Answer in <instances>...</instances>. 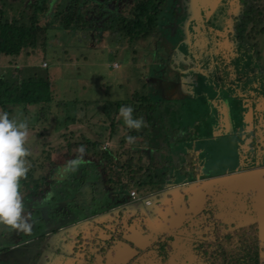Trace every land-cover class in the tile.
<instances>
[{
    "label": "rangeland",
    "instance_id": "obj_1",
    "mask_svg": "<svg viewBox=\"0 0 264 264\" xmlns=\"http://www.w3.org/2000/svg\"><path fill=\"white\" fill-rule=\"evenodd\" d=\"M103 1L107 0H92L89 4L83 31L67 33L62 30H50L46 52L37 50L28 59L22 56L18 59L0 60L1 66L6 72L13 65L22 68L31 66L36 72H47L53 86L54 103L50 111L57 113V120L50 121L49 126H45L40 122L33 123V118L29 116L28 146L32 155L28 159L34 160L39 157V154L36 156V152L34 154L32 150L38 145L40 150H43L44 141L48 139L47 131L52 129L55 122L58 123L63 119L65 111L69 117L80 119L94 117L88 123H82L87 127L86 129H83V126L70 128L71 130L78 129L75 134L88 131L92 136L93 132L96 133L94 129H91L92 122L103 126L106 129L104 131L106 134L110 130V122L115 121L116 118L123 126L124 122L119 116L117 106L127 103L132 93L136 92L139 97H147L150 103L149 135L144 139L146 145V147H142L144 149L140 148L139 140L131 145L125 141L123 146L129 151H142L149 160L146 163L153 165L160 177L154 179L146 189L139 190L142 198H150L159 192L161 184L164 182L161 178L166 180L169 175L167 183L171 181L191 183L197 180V175L198 179L202 181L234 174L240 168L241 163L235 157V137L230 135L225 140L215 137L225 131L226 124H232L236 121L235 118H240L239 101L235 99L234 91V85H237L238 79L233 73H227L225 70H221L218 76L217 62H215L213 69L209 63H203L200 69L201 74H196L189 80H183L182 76L188 73L185 71L187 66L182 61L188 55L187 43H184L183 39L185 38L186 42L193 40L189 38L193 34L191 28L188 31V26L184 27L183 25L185 0H163L155 33L145 40L134 43L112 29L115 19L128 6L130 7L132 0H108V3L98 5ZM57 3L65 5L67 0H59ZM100 11L104 16L99 15ZM191 22L192 19H189L186 21V25ZM108 28L112 30L110 31ZM201 41L203 40L201 39ZM256 47L261 53L260 62L264 65V34L259 35ZM193 57L198 62L201 61L199 57L194 55ZM240 65L241 63L236 64V68ZM247 65L258 66L253 59L252 62L248 60ZM191 66L193 65L191 64ZM244 69L247 70L246 67ZM180 70H183V73ZM57 101L63 103L65 107L61 108V106L55 105ZM9 114L18 116L14 113ZM21 116L18 117L23 119L24 117ZM68 125L72 126L73 124L69 122ZM45 127H48L47 131H45ZM61 128L63 127L61 126L51 134H55L57 131L61 132ZM216 130L218 133L215 135ZM234 130H236V126ZM124 132L120 128L118 135L110 139V143L107 142L108 140L104 141L103 148L111 145V150L114 151L117 141L124 137ZM95 138L93 140H96ZM48 140L53 141L54 138ZM198 151L197 163L200 164L198 167L202 169L201 175L198 172L192 174L184 169L185 156ZM52 157L54 160L48 163L46 171L52 176V178H48L50 182L56 180L53 178L56 170L67 160L74 158L71 154L66 155L63 152ZM85 160L97 165L95 160L88 159L86 156ZM89 168L92 169L91 173L98 175V170L94 166H89ZM73 176L74 174H71L62 181L57 178L60 181L56 187L59 193H61V188H64L62 189L64 191L69 188L68 184L72 181L70 177ZM29 186L22 193L26 212L28 210L34 212L31 213L32 233H34L36 221L41 212L47 209L45 197L48 195V187H45V192L38 193L32 185ZM93 186V189L97 191L98 185ZM125 187L128 186L125 185ZM158 188H160L159 191H157ZM107 190V194L111 196L117 194L113 187H109ZM127 192L129 189L125 194ZM37 195L38 197H36ZM99 197L95 198V204L97 206L104 205L102 197ZM37 206H40L41 209L34 211ZM64 206L66 205L61 203L59 208ZM201 214L216 217L214 224L218 228L210 226L209 233L214 231L216 236H222L226 249H232L235 241L239 237L247 235L249 231H252L254 236L258 235L264 239V235L256 234L254 228L243 226L240 229H235L231 223L226 225L222 222L227 220L224 218L225 215L237 221L232 208L225 209L221 213L206 207L204 213L201 212ZM217 215L222 221L217 218ZM49 223L57 225L56 221L49 220ZM140 224L141 230L145 233L148 229L146 224H143L141 220ZM19 235H21L20 231L10 230L8 227L0 225V264H16L9 258L1 256V252L4 251L2 249L5 244L13 247L19 241ZM247 236L249 237V235ZM134 249L136 251V247ZM16 251H21V249ZM185 263L191 264L190 261Z\"/></svg>",
    "mask_w": 264,
    "mask_h": 264
},
{
    "label": "trees",
    "instance_id": "obj_2",
    "mask_svg": "<svg viewBox=\"0 0 264 264\" xmlns=\"http://www.w3.org/2000/svg\"><path fill=\"white\" fill-rule=\"evenodd\" d=\"M58 1L0 0V60L6 58L18 59L22 56L28 59L37 50L46 52L50 30H62L71 33V31H83L85 29L88 6L92 0H67L65 5L57 3ZM104 3L108 2L103 1L100 5ZM162 3L163 0H132L130 7L128 6L115 19L112 29L133 43L147 39L155 33ZM244 3L249 8L245 18V24L250 26L247 37L255 42L259 35L264 33V0H244ZM101 11L99 15L104 16ZM112 29L108 28L110 31ZM52 88L51 79L47 72L39 73L31 66L22 68L17 65L9 67L6 72L0 61V110L18 116L22 114L21 117L28 120L31 116L33 123L40 122L45 126H49L50 121L57 120V113H51L50 111L54 103ZM60 103L57 101L55 105L64 108L65 105ZM122 105H131L134 109L133 115L143 117L146 126L140 131L129 130L125 125L122 126L116 118L115 121L110 122V130L106 134L104 133L106 129L95 122L91 124L93 125L91 129L96 132H93L92 136L88 131L87 133L75 134L78 129L71 130L70 128L83 126L82 128L86 129L87 127L84 124L94 117L91 116L89 119L69 117L65 111L63 119L58 123L55 122L49 132L47 131L48 127H45L47 138H54V140H43V150H40L39 145L32 150L33 153L36 152V156L39 154V157L30 160L31 168L27 174V179L21 181L22 192L30 187L29 185H32L38 193L45 192V187H48V195L44 196L47 209L41 212L45 218L41 222V227L48 225L49 220H59L60 216L67 212L68 208L66 207L72 202L86 207L87 202L93 199L95 195L102 197L103 194L108 193L107 189L109 187H113L117 194L111 197L110 201L115 203L118 196L129 198V193L132 190H136L140 194L139 190L146 189L154 179L160 178L154 166L146 163L149 160L142 151H129L123 146L126 141L125 137L132 135L137 137L136 141L139 140L141 149L146 147L144 139L149 135L148 122L150 121L148 118L150 105L148 98L139 97L136 92H133L127 103L118 105L117 109ZM69 122L73 125L69 126ZM61 126L63 127L61 132L57 131L55 134H51ZM120 128L125 132L124 137L117 141L116 149L112 151L111 145L103 148L104 141L108 140L107 142L110 143V139L118 135ZM94 138L96 140H93ZM80 145L85 146V156L88 159L95 160L97 165L93 162L82 165L74 173V176L70 177L72 181L68 184L69 188L66 191L61 188V194L56 188L60 181L58 179L48 181V178H52V176L46 172L48 170L47 165L54 160L52 156L62 152L66 155L71 154L74 157ZM140 148L137 147L139 150ZM89 166H94L98 170V175L91 173L92 169L89 168V170ZM161 180L164 181L162 178ZM93 185H98L97 191L93 189ZM125 185L128 187H125ZM162 186L163 183L161 184V190L158 188L157 191H160L156 194L162 191ZM128 189L129 192L125 194ZM77 193L79 194L76 195ZM152 197L144 199L151 200ZM61 203L66 206L59 208ZM35 214L37 215V212ZM39 239H41L39 241H43L44 236L41 237L40 235ZM260 239L262 238L258 235L240 238L237 241L236 249L232 253L230 252V255L226 254V256H230L229 261H233L232 264H264V253L262 252L264 245ZM29 243L22 240L13 247L5 244L1 256L9 258L10 261L16 264H28L31 255L30 252H27L29 251L27 248ZM20 245L22 246L20 247ZM19 248L21 249L20 253L16 251ZM9 250H12V252H9ZM36 259H38V256Z\"/></svg>",
    "mask_w": 264,
    "mask_h": 264
},
{
    "label": "crops",
    "instance_id": "obj_3",
    "mask_svg": "<svg viewBox=\"0 0 264 264\" xmlns=\"http://www.w3.org/2000/svg\"><path fill=\"white\" fill-rule=\"evenodd\" d=\"M198 153L199 151L192 152L185 156V171L192 174L198 172L201 175L202 169L197 163ZM167 179L163 183L167 184ZM212 189L217 194H221L231 193L235 187L226 182L215 184ZM201 195L202 192L198 193L199 200ZM177 200L178 196H171L169 205L163 207V210L160 208L159 214L152 222L153 225H174L175 221L180 224L175 226L174 239L169 238L165 244H162L164 238L151 237L152 235L148 233L150 232L148 229L151 228H148L146 219L144 221L148 229L145 233L141 230L140 220L142 218L136 217L134 208L139 202H133L127 196L116 198L115 207L118 205L119 207H114V214L103 215L91 220L80 219L75 225H68L69 223L65 225L63 219H60L56 226L53 224L54 227L49 223L41 227V222L45 219L41 213V217L39 216L36 221L37 229H34V233L32 231L29 234L21 232L19 237L23 241L32 242L40 235L42 237L46 234H54L51 238L53 249L44 251L41 255L42 259L39 260L41 264L42 262L43 264H186V261L187 263L190 261L191 264H222L223 252H226L225 250L234 251L238 239L232 249H226L222 237L216 236L214 231L210 234V226L215 227L216 225L214 215L208 217L207 214H201L197 219H192L187 227H184L186 218H181V214L177 212L175 207ZM234 200L232 208H234L235 219L240 220L239 217L248 213L245 210L246 199L239 200L236 197ZM119 201L123 202L119 203ZM126 205L127 210H124L123 207ZM40 209L38 206L34 211ZM28 213L33 214V211L28 210ZM162 215L164 220L161 217L158 218ZM53 228L56 229L53 230ZM142 233H144L143 236ZM260 240L264 245V239ZM31 250L32 248L27 252ZM56 250L59 252L56 253ZM216 254L220 256L217 257Z\"/></svg>",
    "mask_w": 264,
    "mask_h": 264
},
{
    "label": "flooded vegetation",
    "instance_id": "obj_4",
    "mask_svg": "<svg viewBox=\"0 0 264 264\" xmlns=\"http://www.w3.org/2000/svg\"><path fill=\"white\" fill-rule=\"evenodd\" d=\"M184 5L185 19L183 25L184 27L188 26V31L191 28L193 34L189 38L193 40L186 42V39H183V42L187 43L188 55L182 61L187 66L185 71L188 73H185L182 78L186 81L195 77L196 74H201L200 69L203 63H209L213 69L215 62H217L218 76L221 70H225L237 77L238 83L234 85V91L235 99L239 101L238 113L241 112L240 118H235L236 121L232 124H226L225 131L215 138L225 140L230 135L235 137V157L241 162L238 171L264 167V65L260 62L261 53L256 47L258 39L253 42L247 37L250 26L245 24V18L249 8H247L244 0H185ZM189 19H192V22L186 25V21ZM240 50L242 51L239 52ZM193 55L199 57L201 61L195 60ZM252 59L257 62L258 66L247 65L248 60L252 62ZM238 63L241 65L236 68ZM181 72L183 73V70ZM248 107L253 110L247 121ZM235 126L237 131L234 130ZM217 133L216 130L215 135ZM98 197L99 195L93 197L94 202H96L95 198ZM111 197L113 196L103 194L102 202H105V205L113 203L110 201ZM126 207L127 205L123 207L124 210H127ZM137 207H134L136 209L135 215L137 209H141L140 206ZM136 217L138 216L136 215ZM247 235L249 237L254 236L252 231H249ZM247 235L238 239L247 238ZM18 240L16 244H19L23 239L18 236ZM32 250H36L34 245ZM225 251L221 256L222 264L230 262V256H226V253L230 254V250ZM262 252L264 253V249ZM42 254L41 251L35 264H41L39 260L42 259ZM219 256L217 255V257ZM232 263L233 261L230 262V264Z\"/></svg>",
    "mask_w": 264,
    "mask_h": 264
},
{
    "label": "water",
    "instance_id": "obj_5",
    "mask_svg": "<svg viewBox=\"0 0 264 264\" xmlns=\"http://www.w3.org/2000/svg\"><path fill=\"white\" fill-rule=\"evenodd\" d=\"M248 109V119H246L247 121L249 120V117H251L253 110L251 107H248ZM196 178L197 180L191 183H178L177 181H171L167 184L163 183L162 191L149 200V204L152 203L151 205L145 204V199L139 202L138 206H140L141 209H137L136 215L142 218L141 221L143 224H145L144 220L146 219L148 228H151L148 229L150 230L148 233L152 235L151 237L157 236L164 238L162 244H165L166 240L169 238L174 239L173 232L175 230V226L180 224L176 223L175 221L174 225H153L152 222L154 221L155 216L159 214V209L161 208L160 210H163V207L168 206L170 197L175 195L178 196V200L175 204L176 210H178L177 212L181 214V218H186L184 220V227H187L188 223L192 219L199 217L201 212L204 213L206 207L211 209L213 208V210H217L222 213L225 211V209H231L233 207L235 201L234 199H236V197L239 200L244 198L246 199L245 210L248 213L244 214L243 217H239L240 220L235 221L231 217H227V215L224 216V218L227 220L222 221L220 217H218L219 215H217V218L226 225H230L231 223L235 229H240V227L243 226H249L250 228H254L256 234L264 235V168H252L240 172L236 171L234 174H229L211 180L200 181L198 179V175ZM226 182L235 187L236 191L232 189L231 193L221 194H217L215 191H213L212 186ZM201 192L202 195L201 199L199 200L198 193ZM119 203H121V201H119ZM86 205V207H83L73 202L70 203L66 207L69 211L67 210L63 216H60V219H63V222L66 223L65 225L68 223V225H75L80 221V219L87 218L88 220H91L94 218H99L103 215L114 214L113 209L115 208L113 207H115L116 202L97 206L94 202V199H91ZM239 208L240 206L238 209ZM167 210L168 208L166 211ZM163 215L158 216V218L161 217V219H163ZM214 226L218 228V226ZM54 229L56 228H53V230ZM143 234L144 233L141 235L143 236ZM53 236L54 234H46L44 235L43 241H39L41 239L38 238L37 240H33L28 244V250H30L33 245H36V250H31L28 264H35V258L37 256L39 257V253H41V251L43 253L44 251H52L53 246H51V238ZM55 252L58 253L59 250H56Z\"/></svg>",
    "mask_w": 264,
    "mask_h": 264
},
{
    "label": "clouds",
    "instance_id": "obj_6",
    "mask_svg": "<svg viewBox=\"0 0 264 264\" xmlns=\"http://www.w3.org/2000/svg\"><path fill=\"white\" fill-rule=\"evenodd\" d=\"M131 105H122L119 116L129 130L140 131L146 126L143 117H135ZM22 115V114H21ZM30 128L27 118L10 116L7 111L0 110V225L10 230L31 233L33 224L31 213L26 212L21 181L27 179L31 168V149L29 145ZM137 137L127 135L126 143L136 142ZM84 145L77 148L74 158L67 160L54 174V179L64 180L77 172L87 163Z\"/></svg>",
    "mask_w": 264,
    "mask_h": 264
},
{
    "label": "built area",
    "instance_id": "obj_7",
    "mask_svg": "<svg viewBox=\"0 0 264 264\" xmlns=\"http://www.w3.org/2000/svg\"><path fill=\"white\" fill-rule=\"evenodd\" d=\"M106 147V146H105ZM129 198L131 201L133 202H140L141 200H143L144 198H142L140 196V194L136 191V190H132L130 193H129ZM150 201L149 200H146L145 199V204H149Z\"/></svg>",
    "mask_w": 264,
    "mask_h": 264
}]
</instances>
